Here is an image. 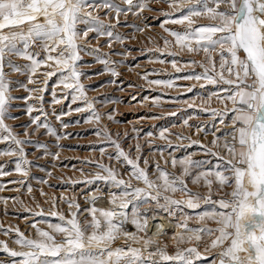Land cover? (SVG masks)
I'll return each instance as SVG.
<instances>
[{
	"label": "snow or ice",
	"instance_id": "snow-or-ice-1",
	"mask_svg": "<svg viewBox=\"0 0 264 264\" xmlns=\"http://www.w3.org/2000/svg\"><path fill=\"white\" fill-rule=\"evenodd\" d=\"M153 11L160 42L148 36L155 46L140 52L174 71L142 79L149 90H184L169 102L163 91L143 97L176 110L152 114L169 119L157 134L144 133L141 144L143 129L134 125L130 135L104 122L118 123L116 110L101 112L97 103L117 101L89 96L83 78L92 77L83 65L91 57L116 84L117 66L131 56L125 41L135 39L120 27L144 33L150 26L128 18L146 22L145 12ZM73 113L83 114L76 124L93 125L99 158L81 163L97 170L61 177L72 194L49 195L41 186L56 187L54 172L37 161L50 157L56 167L61 152L53 149L72 136L63 130ZM177 125L194 131H173ZM128 140L134 142L125 149ZM193 146L199 158L186 151ZM30 151L41 155L29 159ZM0 158V177H18L0 183V193H10L0 195V214L27 225L0 221V264H264V0H0Z\"/></svg>",
	"mask_w": 264,
	"mask_h": 264
},
{
	"label": "rangeland",
	"instance_id": "rangeland-1",
	"mask_svg": "<svg viewBox=\"0 0 264 264\" xmlns=\"http://www.w3.org/2000/svg\"><path fill=\"white\" fill-rule=\"evenodd\" d=\"M166 7V5H165ZM145 15L149 17V19L146 22H142L143 18L140 20H137L135 17L129 16V22H135L136 24H140L141 27H145V24H147L150 27H145V32L140 33L135 30L134 27H125L121 26L119 31L125 33V35L132 37L135 36V39H128L125 41V43L129 46L128 51L131 52V56L127 58V62L121 65L117 66L118 71L120 72V76L118 78H115L117 80L116 84H110L108 81L112 79L110 77V74L103 72V67L99 64H95L91 57L85 56L84 60L86 62L84 67H88L90 70L91 79L83 78V82L87 85H89L88 94L89 96H95L98 97L99 100H103L105 98H108L109 100H116L117 102L115 104L112 103H106V104H100L97 103V108L101 112H107L111 109H115L116 111L113 113L118 123H112L105 119V123L108 124L109 128H111L113 131L119 130L123 132L124 130H128L131 135V129L135 125L138 128L143 129V133L140 137V143L144 144V140L147 139V137L144 135L147 131H153L154 134H157L160 127L166 126L167 119H160V120H153L149 117L152 114H160V113H166L175 111V106H172L170 103H166L164 107H154L151 103V99L144 101V96H149L150 98L154 95H157L159 92H167L168 95L164 97V101L169 102L171 101V98L176 96L178 92H182L184 89L183 87L179 88H173V89H162L157 86H153V90H149L146 86V81L142 79V76L145 72L149 74V78H168L166 73L163 71H160L161 69H166L168 73L173 72L170 64H159V63H150L149 57L144 54L142 55L140 52L141 48H150L154 47L155 44L149 43L147 40L148 36H152L155 38L157 42L159 41V34L161 32V29L159 28V24L155 19H152V17L158 15L157 12H145ZM92 43L94 44L95 41L93 40ZM162 46V45H161ZM104 51H110L107 48L106 44H102ZM114 47L118 50H124L123 47L120 44H115ZM132 57H136L135 60L132 59ZM113 59H122V57L119 56H113ZM199 59V57H197ZM137 65H139L137 67ZM131 69V70H129ZM156 69V72H153L152 70ZM95 73H102V74H95ZM22 79V77H21ZM55 78H53L52 81L49 82V88H51L52 85L55 84ZM122 82V83H121ZM129 83L132 84V87H129ZM195 83L194 81H177V84L179 85H187ZM195 93H190L187 96L181 97V99H189L192 95ZM133 95H136L137 99L132 100L131 97ZM51 96L50 92L46 94V100L50 101ZM70 101H65L63 104V110L67 111V104ZM46 108L49 109L50 107L48 104L45 105ZM57 109L61 108V105L56 106ZM83 114L73 113L72 116H66L64 117V120L69 123V128L63 131L71 132L72 136L68 139L62 140L61 144H63L65 147L63 149H53L54 151H60L61 152V160L56 163V167L52 168V165L48 163V161L51 159L50 157L47 158H41L37 161V163L41 165H47L53 172L54 175L52 177H49L50 182L53 185H56V187L49 188L46 185H42L41 187L44 188L46 192L49 193V195H52L53 193L59 194L61 192H66V194H72L73 189L70 186L67 185H61V177L65 180H67L69 177L73 179H78L81 177V173L78 171L80 168L85 169V175L89 174V171L95 172L97 169L91 167L90 165L82 164L81 161L85 158H92V159H98L99 153L92 151V144H94L97 140V137L94 135L92 129L93 125L91 124H85L83 123V120L81 119L80 124L75 123V119L80 118ZM206 117L202 116L201 119H205ZM26 119V117H21V121ZM49 119L52 121L53 124H55L57 127H59L58 122L55 121V118L53 116H49ZM174 119V118H172ZM10 123H19V122H12ZM173 131H183L186 135L190 134L194 131V129H187V128H181L179 125ZM42 141H48L51 146V138L45 137L43 135L38 137ZM196 136H193V139H196ZM200 139H204V137H200ZM133 140H128L124 147L127 149L128 144L133 143ZM155 144H162L163 141H160L158 139L154 140ZM184 143H188L185 141ZM145 148V154L148 156H152V153L148 152V146L144 145ZM186 151H190L192 153H195L196 156L194 158H199L200 156V148L198 146H193L190 149H187ZM178 156L185 154L184 151H180L176 153ZM41 154L37 152L35 155L32 154V152H29V159L36 160L37 156H40ZM165 156H167V152H165ZM159 159V157H156ZM5 159V158H0ZM163 163V161H161ZM169 170H171L169 166ZM33 171L38 176H43L44 173H40L38 169L33 168ZM18 178L15 173L11 177H0V183H7L9 179H15ZM34 186V192H36L37 199H41L39 197V193L36 188V182L32 181ZM9 187H12L9 185ZM82 187V186H80ZM76 192L80 191V188L77 187L75 189ZM7 191L0 193V195L6 196L9 195ZM24 200L26 204H31V201L28 199L27 194L24 195ZM104 202V201H103ZM81 203L83 204V198L81 197ZM105 203V202H104ZM9 205L11 207V201H9ZM100 206H103L100 204ZM106 206V205H105ZM0 221L4 222L5 225L12 224L16 225L19 224L21 229L27 227V225L24 224L22 218H17L15 214L10 213L9 215L5 216L3 214H0ZM161 222V221H160ZM164 223V222H162ZM132 230V229H130ZM154 231V230H153ZM0 239H4L2 235H0ZM11 244V241H9ZM0 258H2V255H0Z\"/></svg>",
	"mask_w": 264,
	"mask_h": 264
},
{
	"label": "bare ground",
	"instance_id": "bare-ground-1",
	"mask_svg": "<svg viewBox=\"0 0 264 264\" xmlns=\"http://www.w3.org/2000/svg\"><path fill=\"white\" fill-rule=\"evenodd\" d=\"M99 204L105 206L106 204L103 202V201H99L98 202ZM159 221L161 222H164V223H167L165 217L161 214L159 217H158ZM150 228H151V214H150ZM154 230V229H153Z\"/></svg>",
	"mask_w": 264,
	"mask_h": 264
}]
</instances>
